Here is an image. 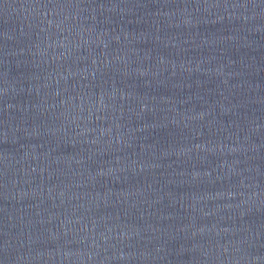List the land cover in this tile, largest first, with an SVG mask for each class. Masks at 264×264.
Returning <instances> with one entry per match:
<instances>
[{"label": "water", "instance_id": "obj_1", "mask_svg": "<svg viewBox=\"0 0 264 264\" xmlns=\"http://www.w3.org/2000/svg\"><path fill=\"white\" fill-rule=\"evenodd\" d=\"M0 264H264V0H0Z\"/></svg>", "mask_w": 264, "mask_h": 264}]
</instances>
